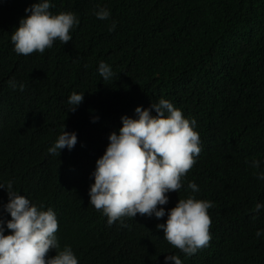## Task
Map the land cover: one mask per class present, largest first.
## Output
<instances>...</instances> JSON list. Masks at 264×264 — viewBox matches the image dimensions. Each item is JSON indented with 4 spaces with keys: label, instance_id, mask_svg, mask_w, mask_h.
I'll use <instances>...</instances> for the list:
<instances>
[{
    "label": "trees",
    "instance_id": "16d2710c",
    "mask_svg": "<svg viewBox=\"0 0 264 264\" xmlns=\"http://www.w3.org/2000/svg\"><path fill=\"white\" fill-rule=\"evenodd\" d=\"M37 2L0 3V182L21 190L40 171L42 188L63 185L49 194L73 201L81 191L90 204L86 182H94L96 161L121 117L135 118L136 107L168 99L209 136L183 187L168 193L163 207L189 195L212 201L209 247L189 257L171 246L156 227L167 216L137 214L120 227L108 226L102 212L105 220L95 227L69 214L56 233L60 247L71 246L90 264H164L169 254L183 264H264V237L255 235L264 229V211H252L264 203V181L249 163L264 160V0H51L53 14L78 15L72 40H57L43 54L17 55L11 35ZM98 7L111 18L97 19ZM100 62L112 67V79L99 75ZM74 91L84 99L71 112ZM64 125L75 130L77 144L48 154V141L36 139L35 129L58 134ZM188 182L200 191L192 193Z\"/></svg>",
    "mask_w": 264,
    "mask_h": 264
},
{
    "label": "clouds",
    "instance_id": "9594fccd",
    "mask_svg": "<svg viewBox=\"0 0 264 264\" xmlns=\"http://www.w3.org/2000/svg\"><path fill=\"white\" fill-rule=\"evenodd\" d=\"M0 3L11 7L10 0ZM54 7L51 0H38L25 8L28 15L20 19L11 35L17 55L43 54L57 40L62 44L72 40L71 32L80 24L78 15L53 14L50 9ZM94 15L99 20L111 18L106 7H98ZM116 26L113 20L109 31H115ZM98 72L103 80L115 75L105 62H100ZM9 84L16 89L14 80ZM19 87L22 91L23 85ZM83 99L84 93L74 91L68 98V104L74 106L69 111L74 112ZM97 120L95 117L92 122ZM121 121L122 127L109 135L106 150L96 161L94 182H86L90 204L83 201L81 191H76L73 201L49 194L63 185L51 190L42 188L40 171L21 190L14 188L13 181L0 182V264H90L82 263L71 246L60 247L56 233L59 227L67 225L71 213L88 227L99 226L105 220L103 215L108 226L119 222L120 227L127 226L125 218L133 219L137 214L157 219L167 216L166 222L156 227L163 230L164 239L171 246L189 257L209 247V209L215 206L212 201L189 195L167 211L163 207L169 203L168 193L179 192L183 187L187 173L206 147L209 133L199 130L194 118H186L182 110L164 98L150 108L136 107L135 118L125 115ZM74 131L64 125L63 131L55 134L39 126L35 135L36 139L48 141V154L60 156L61 151H71L77 144ZM249 163L256 170V178L264 181V160L253 159ZM187 188L192 193L200 191L195 182H188ZM252 211H264V203L257 202ZM255 235L257 239L264 237V229H258ZM170 262L183 264L175 254L164 257V264Z\"/></svg>",
    "mask_w": 264,
    "mask_h": 264
},
{
    "label": "bare ground",
    "instance_id": "6f19581e",
    "mask_svg": "<svg viewBox=\"0 0 264 264\" xmlns=\"http://www.w3.org/2000/svg\"><path fill=\"white\" fill-rule=\"evenodd\" d=\"M30 77V76H29Z\"/></svg>",
    "mask_w": 264,
    "mask_h": 264
}]
</instances>
